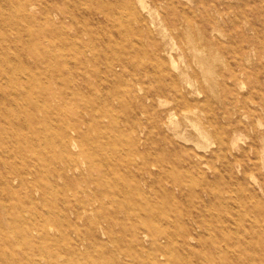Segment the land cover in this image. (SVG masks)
Here are the masks:
<instances>
[{
    "label": "rangeland",
    "instance_id": "obj_1",
    "mask_svg": "<svg viewBox=\"0 0 264 264\" xmlns=\"http://www.w3.org/2000/svg\"><path fill=\"white\" fill-rule=\"evenodd\" d=\"M0 8V264H264V0Z\"/></svg>",
    "mask_w": 264,
    "mask_h": 264
},
{
    "label": "bare ground",
    "instance_id": "obj_2",
    "mask_svg": "<svg viewBox=\"0 0 264 264\" xmlns=\"http://www.w3.org/2000/svg\"><path fill=\"white\" fill-rule=\"evenodd\" d=\"M100 2V1H99ZM29 5L30 6H32L33 7V5H34V3H32V2H29ZM15 5H13V7H14ZM24 8V7H23ZM2 8H0V10H1ZM15 10L16 11H18V9H17V7L15 6ZM24 16L26 17V18H28V19H30V18H33V16H35L33 13H31L30 11H28L27 9H25L24 8ZM4 18V17H3ZM24 21V20H23ZM9 23V22H8ZM26 32H27V30H26ZM51 33H53V31H51ZM132 38V37H131ZM92 41V40H91ZM13 42V41H12ZM2 45V44H1ZM124 53V52H123ZM124 55V54H123ZM35 56V55H34ZM52 56V55H51ZM84 56H85V54H84ZM126 58V57H125ZM112 61V60H111ZM93 62V61H92ZM107 63H109V62H107ZM110 65V64H109ZM113 65V64H112ZM135 66V65H134ZM156 76V75H155ZM8 79V78H7ZM138 79V78H137ZM22 80H23V78H22ZM8 82H10V80L8 81ZM22 83V82H21ZM17 84V83H16ZM19 84V83H18ZM24 85H25V83H24ZM83 87V86H82ZM85 87L87 88V85H85ZM84 88V87H83ZM89 88V87H88ZM26 91V90H25ZM8 92H10V91H7V93ZM78 103V102H77ZM17 115V114H16ZM20 115V114H19ZM20 117V116H19ZM8 123V122H7ZM22 124H24L23 122H22ZM26 124V123H25ZM24 124V125H25ZM27 126H28V124H27ZM26 131H28V129L26 130ZM75 134L74 136L72 135V134ZM2 134H3V132H2ZM10 135V134H9ZM78 135V133H77V131L74 129L73 131H71V132H69V133H66V137L62 140V147H63V149L64 150H66V151H70V149H72V148H75L76 146H77V143H76V136ZM36 145V144H35ZM31 146V145H30ZM134 147V146H133ZM81 148V147H80ZM42 151V150H41ZM47 152V151H46ZM38 153V152H37ZM9 154V153H8ZM74 154V153H73ZM11 155V154H10ZM14 155H16V154H14ZM59 158V157H58ZM57 158V159H58ZM58 161H60V160H58ZM33 163V162H32ZM142 163V162H141ZM95 180V179H94ZM119 185V184H118ZM131 199V198H130ZM133 204V203H132ZM122 208V207H121ZM31 220V219H30ZM25 225V224H24ZM150 231H152V230H150ZM127 235V234H126ZM166 236V235H165ZM116 237V236H115ZM189 241V235H188V233H186L185 235H182L181 236V242H184V243H186V242H188ZM126 242H128V241H126ZM153 242H156L155 241V239H153ZM157 243V242H156ZM137 246V245H136ZM158 246H160L159 244L158 245H156L155 247H154V249H155V251L156 252H158V253H162L161 252V248L160 247H158Z\"/></svg>",
    "mask_w": 264,
    "mask_h": 264
}]
</instances>
